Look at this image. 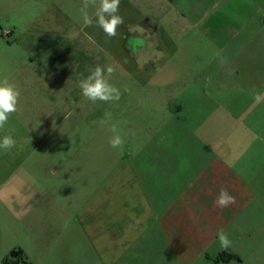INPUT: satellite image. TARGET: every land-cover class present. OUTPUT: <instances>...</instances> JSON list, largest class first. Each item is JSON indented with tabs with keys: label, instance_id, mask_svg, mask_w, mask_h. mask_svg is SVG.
I'll return each mask as SVG.
<instances>
[{
	"label": "rangeland",
	"instance_id": "1",
	"mask_svg": "<svg viewBox=\"0 0 264 264\" xmlns=\"http://www.w3.org/2000/svg\"><path fill=\"white\" fill-rule=\"evenodd\" d=\"M82 8L0 0V79L21 93L0 130L16 141L0 149V186L4 162H22L44 193L35 222L9 220L0 204V264L21 248L17 264H264V97L254 100L264 94V0H121L115 37L96 26L95 6L85 25ZM97 65L115 69L119 101L81 95ZM215 159L259 171L261 196L236 207L227 250L202 215L209 198L181 197L183 177ZM134 164L144 199L128 190ZM139 210L145 229L128 236Z\"/></svg>",
	"mask_w": 264,
	"mask_h": 264
},
{
	"label": "crops",
	"instance_id": "2",
	"mask_svg": "<svg viewBox=\"0 0 264 264\" xmlns=\"http://www.w3.org/2000/svg\"><path fill=\"white\" fill-rule=\"evenodd\" d=\"M183 16V15H182ZM208 15L203 14L202 19H205ZM12 162H4L5 168L8 167V171L5 173V178L0 186V204L4 207L7 218L14 220L15 222L22 223L30 218L31 222L38 220L40 215L42 197L44 193L41 190V185L39 182L32 177V175L23 168L22 162L18 165L17 169L11 170ZM160 162H154L153 167L156 168ZM240 162H221L218 159L213 160L212 162H202L203 167L196 169L193 173L183 177L185 185L181 192V197H186V203L190 204L193 200L203 201L204 198H209L206 203V208L202 209V215L206 214L207 216L213 217L217 222L214 223L213 229L209 232L212 236H218V232L223 230L224 232L230 229V226L233 225L231 221L235 214L236 207H243L246 202L250 204L253 198H258L261 196L260 188L256 185V176L258 175L248 171L246 173L245 169H238ZM245 165V164H244ZM193 167L192 165L186 166L183 165V169ZM136 164L132 166V187L128 188L130 194L133 195L136 199H144L146 195L142 188V180L145 178V174L138 169ZM168 173L171 174V170L168 167ZM187 173V171H183ZM124 172L123 170L119 171L117 178L121 183H124ZM164 179L166 178V171L163 172ZM170 178V175H168ZM221 188H225L228 192L235 197V203L226 208L217 207L215 204L216 197ZM126 189L125 187H121ZM124 197L120 195V201L124 202ZM132 197V196H131ZM237 200H240L237 202ZM237 204H239L237 206ZM123 206V205H122ZM185 206V205H184ZM124 208V207H123ZM205 210V212H204ZM39 213V215H38ZM144 214H133L135 218L134 229L128 231L130 235L133 233H138V230L142 228V221L144 220ZM101 219V218H99ZM107 223V217L105 218ZM141 227V228H140ZM20 229V228H19ZM145 228H142V231ZM217 233V234H216ZM138 236V235H137ZM211 236V238H213ZM209 237V239H211ZM12 252H20V260L23 259L24 253L21 249H13ZM10 253V254H11Z\"/></svg>",
	"mask_w": 264,
	"mask_h": 264
},
{
	"label": "clouds",
	"instance_id": "3",
	"mask_svg": "<svg viewBox=\"0 0 264 264\" xmlns=\"http://www.w3.org/2000/svg\"><path fill=\"white\" fill-rule=\"evenodd\" d=\"M120 2L121 0H99V5L96 6V0H82L85 25L91 26L93 17L84 10L90 5L95 6L96 26L101 28L107 36L115 37L117 29L124 23L123 17L118 15ZM114 71L115 69L110 65H97L94 69H90L89 74L79 81L78 86L81 95L92 103L119 101L121 98L120 90L109 82ZM20 95V90L15 84L7 78L0 79V130L4 129L9 117L17 112ZM262 97L264 94H254V100L257 102L261 101ZM110 131L113 133L109 139L110 147L121 148L124 140L119 135L116 125H112ZM15 147L16 141L11 135H5L0 139V149L10 152ZM234 203L235 197L227 189L221 188L215 200L216 206L226 208ZM217 235L222 249L227 250L232 246L231 240L223 230L219 231Z\"/></svg>",
	"mask_w": 264,
	"mask_h": 264
},
{
	"label": "trees",
	"instance_id": "4",
	"mask_svg": "<svg viewBox=\"0 0 264 264\" xmlns=\"http://www.w3.org/2000/svg\"><path fill=\"white\" fill-rule=\"evenodd\" d=\"M21 256L20 252H12L8 258L5 259L4 264H13V263H18L16 260L19 259ZM230 259H238L234 255H229ZM14 259V260H13Z\"/></svg>",
	"mask_w": 264,
	"mask_h": 264
},
{
	"label": "flooded vegetation",
	"instance_id": "5",
	"mask_svg": "<svg viewBox=\"0 0 264 264\" xmlns=\"http://www.w3.org/2000/svg\"><path fill=\"white\" fill-rule=\"evenodd\" d=\"M151 29V28H150ZM156 29H158V27H156ZM151 30H155V28L153 27ZM147 30H145V32H146ZM149 33H151L150 31H149Z\"/></svg>",
	"mask_w": 264,
	"mask_h": 264
}]
</instances>
